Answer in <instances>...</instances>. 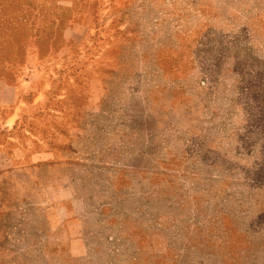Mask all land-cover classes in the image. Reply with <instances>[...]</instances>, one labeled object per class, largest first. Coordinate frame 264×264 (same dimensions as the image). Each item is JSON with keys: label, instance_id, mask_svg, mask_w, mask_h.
I'll use <instances>...</instances> for the list:
<instances>
[{"label": "rangeland", "instance_id": "1", "mask_svg": "<svg viewBox=\"0 0 264 264\" xmlns=\"http://www.w3.org/2000/svg\"><path fill=\"white\" fill-rule=\"evenodd\" d=\"M0 264H264V0H0Z\"/></svg>", "mask_w": 264, "mask_h": 264}]
</instances>
